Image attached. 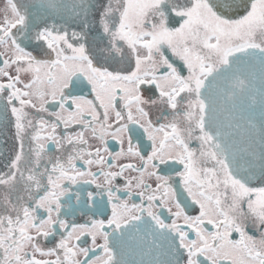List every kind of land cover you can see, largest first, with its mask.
<instances>
[{"label":"snow or ice","instance_id":"6c2138e0","mask_svg":"<svg viewBox=\"0 0 264 264\" xmlns=\"http://www.w3.org/2000/svg\"><path fill=\"white\" fill-rule=\"evenodd\" d=\"M0 264H264V0H4Z\"/></svg>","mask_w":264,"mask_h":264},{"label":"flooded vegetation","instance_id":"af4514ba","mask_svg":"<svg viewBox=\"0 0 264 264\" xmlns=\"http://www.w3.org/2000/svg\"><path fill=\"white\" fill-rule=\"evenodd\" d=\"M4 0H0V6H3Z\"/></svg>","mask_w":264,"mask_h":264}]
</instances>
